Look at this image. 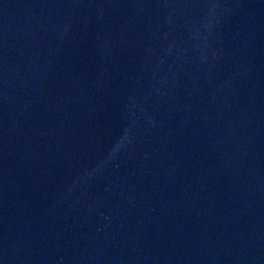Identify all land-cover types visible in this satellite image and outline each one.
Wrapping results in <instances>:
<instances>
[{
	"label": "water",
	"instance_id": "1",
	"mask_svg": "<svg viewBox=\"0 0 264 264\" xmlns=\"http://www.w3.org/2000/svg\"><path fill=\"white\" fill-rule=\"evenodd\" d=\"M0 264H264V0H0Z\"/></svg>",
	"mask_w": 264,
	"mask_h": 264
}]
</instances>
